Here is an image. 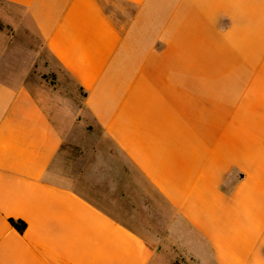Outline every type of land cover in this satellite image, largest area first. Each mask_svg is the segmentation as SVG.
<instances>
[{"label": "crops", "instance_id": "crops-1", "mask_svg": "<svg viewBox=\"0 0 264 264\" xmlns=\"http://www.w3.org/2000/svg\"><path fill=\"white\" fill-rule=\"evenodd\" d=\"M1 26L0 264H264V0H0Z\"/></svg>", "mask_w": 264, "mask_h": 264}, {"label": "rangeland", "instance_id": "rangeland-1", "mask_svg": "<svg viewBox=\"0 0 264 264\" xmlns=\"http://www.w3.org/2000/svg\"><path fill=\"white\" fill-rule=\"evenodd\" d=\"M0 28H2V26ZM78 160L82 161L81 157L79 156V153L73 152V154L67 159V161H65V170H67V171L71 170L72 169V162L74 161L73 163H77ZM78 163L81 165V162H78ZM85 171H86V173H85ZM87 171L88 170L84 169V174H85L84 178H83V180L78 182L77 188L81 192L88 194V196H89V194H90V196H92L91 194H93L95 201L100 206L110 210V208L114 207V205L109 207L108 205H106V203L101 202V199H100V197L97 196V193H100L101 195H103V197L107 198L108 200H112L116 197H119V195L121 193L119 191L110 190V187L112 186V184L108 180H106V181L103 180L99 184H97V180H96L95 175L88 174ZM128 174L130 175V171L128 172ZM123 206L125 207V205H123ZM125 208H127V207H125ZM120 212L123 213L122 210H120ZM115 215L118 218H120V220H123L122 218H124L122 215L120 216V214H115ZM126 222H128V220Z\"/></svg>", "mask_w": 264, "mask_h": 264}, {"label": "trees", "instance_id": "trees-1", "mask_svg": "<svg viewBox=\"0 0 264 264\" xmlns=\"http://www.w3.org/2000/svg\"><path fill=\"white\" fill-rule=\"evenodd\" d=\"M10 223L20 232H24L26 229V223L21 220L10 219Z\"/></svg>", "mask_w": 264, "mask_h": 264}]
</instances>
